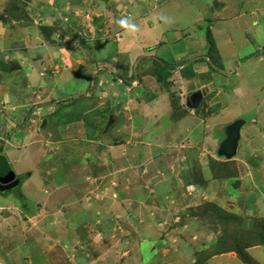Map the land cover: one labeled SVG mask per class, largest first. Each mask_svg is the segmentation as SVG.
<instances>
[{"label": "rangeland", "instance_id": "1", "mask_svg": "<svg viewBox=\"0 0 264 264\" xmlns=\"http://www.w3.org/2000/svg\"><path fill=\"white\" fill-rule=\"evenodd\" d=\"M194 1L0 0V86L8 85L10 102L8 106L0 104V155H9L8 164L11 163L12 168L23 174L24 179L15 195L19 194V198L25 191L30 201L49 197L52 187L46 181L55 180L56 173L62 175V170L67 168L71 175L76 174L77 186L88 191L84 201L87 203L88 199L94 198L93 202L98 201L96 209L99 205H102V209L105 206L102 211L92 212L89 209V215L84 208L77 209L78 220L74 227L70 226L68 236V233L58 234L56 230L53 234L46 221L42 222V226L25 222L21 213L11 208V205L21 201V197L16 202L1 199L0 206L4 213L0 214V259L6 264H264V247H261L264 246V197L257 200L248 186L249 177H254L249 173L259 171L260 164L252 163L251 159H245V163L240 164L238 160L244 156L242 150L245 149L240 148L238 143L231 159L220 156L218 151L217 158L220 160L207 156L208 166L192 158L191 153H197L196 149L191 153L189 149L184 150L179 157L175 147L166 145L171 135H179L173 134L174 129L177 131L179 128L174 127V120L165 113V108L171 105L170 111L174 108L172 113L180 112L186 117L191 110L186 106L190 91L188 87L198 82H211L213 88L206 89L207 95L215 89L217 92L222 88L226 90L223 95L218 92L212 98L203 96L200 109L206 105L208 114L213 110L216 114L219 112L216 117L222 118L221 121L227 116L235 119L242 114L246 120H252L250 128L241 132L242 141L248 131L257 145L264 144L262 135L255 137V128L260 125L253 123L256 118L264 122V59H260L264 58V22L259 28H236L238 32L219 36V54L224 62L217 65L220 61L212 62L208 56L210 43L203 40L200 44L204 24L196 18L203 3ZM241 6V3L235 5L233 12H240ZM257 8L264 9V0H253L242 11L253 12ZM257 11V18H260L261 10ZM113 15L115 18L117 16V23ZM123 18H129L136 25V30L130 32L121 28L118 21ZM243 18L242 25L251 23L250 18ZM101 21H106L109 26ZM161 23L166 26L150 33L155 25ZM195 24L203 29H198ZM26 27L29 29H23ZM36 27L42 32L36 31ZM22 30L25 33H21ZM104 33L109 37H103ZM38 34L44 44L53 47L69 46L75 41L71 38L74 34L79 42L81 39L82 46L73 53L77 57L81 54L86 59L83 66L77 67L78 75L68 71L69 67L65 68L67 81L60 82L57 92L64 94L65 89L71 87L75 94L55 98L60 105L54 117L47 112L53 108L44 109V113L39 114L37 108L42 104L33 106L38 100L33 91L39 92L42 87H38L41 77L39 70L29 68L26 62L31 55L30 46L36 41L28 44L29 51L21 48L22 44H26L31 37L35 39ZM98 41L106 47L95 48ZM186 50L189 51L184 54ZM237 51L239 57L253 58V64H245L236 71V57L231 56ZM194 54H198L211 71L206 75L200 72L197 78H193V83H182L181 79L176 78L172 83L177 87L170 85L169 88H172L169 90L166 89L167 82H159L157 75H153L161 62L164 66L177 62V58L181 57L190 66L198 60L197 56H192ZM99 57L103 59L102 64L108 66L110 76L106 78V70L97 71ZM60 60L54 62H59L61 68L58 71L62 75L64 60ZM176 62L169 65L177 66ZM32 64L38 68L37 61ZM159 70L164 71V68ZM203 70H207V67ZM235 71L237 74H234ZM112 78H115L116 84L107 81L109 83L103 84L101 89L97 88L100 80L104 82ZM42 80L54 84L57 78L46 74ZM118 80H121V84H118ZM95 82L97 86L92 88ZM129 87H132V91L127 90ZM87 88L88 91L93 89L96 94L94 100L95 95L88 101L90 103L86 102ZM172 89L175 91L172 92ZM120 91L124 94H120ZM103 92L107 95H102ZM165 92L169 93L170 102L164 97L157 98ZM241 92L244 99L240 96ZM118 95L122 97L116 100ZM138 101L148 104L144 107L149 110L151 118L147 131L142 119H139L143 113ZM238 101L243 105H239ZM92 104L93 113H98L92 115L93 119L91 114L86 115ZM125 107L133 111L135 120L130 119V112H124ZM108 108L111 110L109 113ZM115 113L118 120L107 135L99 136L98 131L93 130L94 126L87 123L103 124L107 114L111 116ZM66 118L73 121L66 124ZM176 118H179V113ZM33 119H36L37 125L30 124ZM81 120L85 121L86 131L79 124ZM45 122L47 124L43 126ZM110 123L111 120L104 126ZM132 126L139 132L130 133ZM7 136L14 140V149H5L2 141ZM44 137L50 139L46 144L48 149L52 148V153L45 151ZM51 138L56 141L57 146L53 143L57 147L55 149L51 145ZM118 139L125 146L114 147ZM162 141L164 144L160 146L163 152L157 150L155 158L146 159L147 156L142 155L146 151L142 149L139 151L141 155H138L136 146L139 142L159 144ZM178 142L172 143L182 148L184 145ZM73 146L85 148L84 155L67 161L64 153L72 151ZM58 147L62 148L59 153ZM83 152L80 151V155ZM183 156L190 158L188 166L181 162ZM225 162L230 164V168L227 167L225 175H221L218 171L222 169L218 170L217 163ZM86 164L88 166L85 167ZM137 169H144L148 178H139L142 180L132 181L137 184H131L129 178L137 174ZM128 175L131 176L128 178ZM229 181L232 185L230 190L227 189ZM213 183L217 185L215 188H212ZM62 193L49 201L56 211L64 199ZM117 199L122 204L119 208L127 212L124 218L120 217L121 214L117 218ZM80 204L79 207L84 205L83 202ZM52 207L49 206V209L52 210ZM65 209L61 207L62 213ZM134 215L137 216L135 219L132 217ZM111 217L116 218L114 227L103 229L105 225L102 223L107 221L104 219ZM148 217L152 221H147ZM139 221L141 224L136 228L134 223ZM140 229L145 231L143 237ZM138 234L141 239H138Z\"/></svg>", "mask_w": 264, "mask_h": 264}, {"label": "crops", "instance_id": "2", "mask_svg": "<svg viewBox=\"0 0 264 264\" xmlns=\"http://www.w3.org/2000/svg\"><path fill=\"white\" fill-rule=\"evenodd\" d=\"M194 2L203 3L201 8H200L201 11H199V15L196 14L198 16L196 18V20H200L199 22H202L204 24V30H203V33H202V36L200 39V42H201L200 44H202L203 40L208 42L207 41V32L208 31L211 32V35H212V38H213V41H214L215 47H216V49H215L216 51L214 53L215 62L220 61L217 63V65H223V62H224L222 60V57L219 54V52H221L220 45L218 42L219 36H228V35H231L232 32H238L236 30V28H244V27H246L247 29L259 28L264 22V9L257 8L255 10H253V12H243L242 11L243 7H245L247 4H252L253 0H195ZM240 3L242 4L240 12L234 13L233 12L234 6L238 5ZM257 10H261V17L260 18H257V13H258ZM157 11H158V9H157ZM153 16H154V14H153ZM113 17H114L113 19H114L115 23H117V19H116L117 16L115 18V15H113ZM243 17L250 18L251 23L249 22L246 25H242L241 20L242 19L244 20ZM106 21H108V20H106ZM106 21H101V22L104 23L108 27L109 25ZM8 26H10V25H8ZM101 26L102 25H100V27ZM165 26H166V24H162V23L159 24V26L155 25L154 28L150 31V33L157 32L158 30H160L161 27H165ZM195 26H197L198 29H200V30L203 29L198 24H195ZM36 28H37L36 31H38L40 33L42 32V31H39L38 27H36ZM16 29H18V27ZM23 29L27 30V29H29V27H26ZM25 30L24 31L22 30L21 33H25ZM29 31L36 32V31L31 30V29ZM15 32H17V30H15ZM101 32H104V31L101 30ZM101 32H99V33H101ZM106 36L109 37L108 34L106 35V33H104L103 37H106ZM71 38H72V40H75V41L72 42L71 44H69V46H65V45L63 46L62 45V47L61 46L53 47V46L44 44L43 39H41L40 35L38 34V36L35 39H34V37H31L27 41L26 44H22L21 48L23 49V51H26V50L29 51V48L31 47L30 48L31 55L28 56L29 61L27 60V62H26V64L29 66V68L39 70L38 73L42 79L46 76V74L57 78V80L55 81L56 83H54V84H52V83L48 84V82L46 83L45 81H43L40 78V82L38 83V87L39 86H42V87L39 88V92L33 91V94L34 95L36 94V96H37L36 98L38 99L37 102L35 104H33V106H36L38 104H42V106L37 108V111L39 114H43L44 109L50 110L51 108H53L52 111H47V112H48V115L50 117H54L58 113L57 107L60 105L55 98L61 97V95L63 96L64 94H66V96L75 94L73 91H71V87H67L64 91V94L60 93V91L57 92V89H58L60 82L62 80H66L65 79V74H66L65 68L69 67L68 71H71L72 74H74V75H78L77 67L83 66L85 64V61H86V59L83 58V56H81V54H79V56L77 57L73 53V51H75L76 48H79L80 46H82L81 39H79L80 40V42H79L76 38H74V34H73V36H71ZM32 40H35L36 43L34 45H31V46L28 45L30 42H32ZM37 47H41V48H43V50H40ZM94 47L95 48H101V47H104V45H102L100 43V41H98ZM72 48H74V49H72ZM190 48H195V47L191 46ZM209 49H210V46H209ZM209 49H208V52H209ZM189 50H186L183 53L187 54ZM238 55L239 54L237 51V52H234L231 56L232 58L236 57L235 58V60H236V66H235L236 71H238L245 64H253V60H254L253 58H251L249 56L239 57ZM192 56H197L198 60H196L195 63L190 64V66H189V64H186V61L184 60L185 58L181 57V58H177V62L175 61L176 65H177L176 69L173 68L172 70H169V72H168V70L166 71V73L168 74L167 81H164V82H167L166 89L170 90L172 87H177V84L172 83L173 79L178 78V80H180V79L182 80V83H183V81H186V83L191 84V83H193L192 82L193 78L195 79V77L197 75H199L200 72H204L205 75L210 73V71H211L210 68L203 62V60H200V56H198V54H194ZM82 58L85 60L81 61V60H83ZM60 59L64 60V64H63L64 70L62 72V75H60V72L58 71L61 68L59 62H54V61H59ZM105 59L109 60L108 58H105ZM260 59H264V58H260ZM260 59H257V60L260 61ZM61 60H60V62H61ZM159 60L164 61L163 59H159ZM33 61L38 62V68L33 67V64H32ZM97 61H99V64H98L99 68L97 71L104 72L106 70L105 78L107 76H110L108 71H107L108 66H106V64H104V65L102 64L103 59L101 60L99 57V60H97ZM24 63L25 62H23V64ZM174 63L169 62V64H174ZM162 64H163V62H161V65ZM205 67H207V70H203V68H205ZM186 69H187V71L192 69L191 71H193V72L190 71L187 73ZM88 70H90V69H88ZM184 70L187 73L186 75L182 73ZM92 71H93V69H92ZM236 71L234 72V74H237ZM230 73L233 74V71H230ZM188 75H190V76H188ZM107 81H112L113 82L112 85L116 84L115 78L114 79L112 78L110 80L105 79L104 82L100 80L98 83V86L96 85V82H95L94 86H91V87L93 88V87L97 86L98 89H101L103 84L109 83ZM197 81H198V79H197ZM118 82H119L118 84H121L120 83L121 80H118ZM133 84H135V82ZM170 85H172L171 88H169ZM210 85H211V82H209L208 84H205L204 82H198L196 85L188 87V89L190 91H189V98L186 99V106L190 107L191 110H189L190 114L186 110V112H187L186 117L180 112H176V113L173 112L172 113L174 108L172 111H170L172 109L171 105H170V108L169 107L165 108V110H164L165 113L168 116H172V119L174 120L173 121L174 127L178 126V128H179V130L175 131V129H174V131H173V134L179 133V135H177V134H176V136L171 135L170 141L166 145L169 146V148L175 147L176 148L175 151H177V154L179 157L181 156V154L182 155L184 154L183 153L184 150L189 149L190 150L189 152L191 153V150L196 149L197 153H191L192 158L195 159L196 161H198L200 164H207V166H208V164H209L208 157L209 156H210L209 158L212 157L216 160H220L217 158V156H218L217 151L219 149L218 147H219L220 143L226 138V127L228 125L238 121V120H242L244 122V124L242 125V127L240 129V139H239L240 141L238 142V146L240 148H244L245 150H242L244 156L241 157L242 159L239 158L238 161L240 162V164H244L245 159H249V160L251 159L252 163H259L260 164L261 169L259 171H257L256 173L254 171H252L253 174L249 173V175H254V177L252 176L253 179L250 177L248 179V181H249L248 186H250L251 190H252L251 193L253 194V196L257 200L260 201L261 197H264V144L257 145L256 140L255 141L252 140V138L248 135V131H247V133H245L244 140L242 141V134H241L242 130L245 128H250L249 123H252V120H246L244 117H242L243 116L242 114L239 115L238 117H236L235 119L233 118L235 121L233 119H231V117H229V116H227L226 118L223 117L224 121H221L222 118L219 119L218 117H216L217 115H219V112L216 114V113H214V110H213V113L208 114L206 112V108L200 109L201 108L200 104L198 107H194L192 105L191 99L195 93H198V92L202 93L204 95V98H210V97L212 98V96L215 97L218 94V92H221L222 95L226 92L225 88H222V90H220L218 92L215 89V91L213 90L214 92L213 91L209 92L210 94L207 95L206 89L210 88L211 87ZM1 87H3V88H1ZM120 88L122 90L124 89L122 87H120ZM211 88H213V87H211ZM21 89H23V88H21ZM8 90L9 89H8L7 84H2V86H0V104L1 105L8 106L10 104L9 97H8V95H9ZM88 90H89V88H87V90L85 92V94L87 96L86 102L90 103L88 101H91L92 96L95 95L93 98V100H94L96 97V94L93 93V92H95V91H92L93 89L91 91H88ZM127 90L132 91V87L127 88ZM171 91L174 92L175 90L172 89ZM234 91H235V89L233 90V92ZM236 92H238V90ZM119 93L124 94L123 91L122 92L120 91ZM213 93H215V94L213 95ZM103 94H105V93L103 92L102 95ZM162 94H160L157 98L164 97V98L168 99L170 102V96H168L169 93L165 92L163 95ZM105 95H107V94H105ZM126 95L127 94H125V96ZM119 96L120 95H118L116 97L117 98L116 100H118L122 97V96L121 97H119ZM240 96L242 99H244V93L241 92ZM157 98H155V99H157ZM248 98L251 99L250 96ZM133 102H132V104H133ZM143 102H145V101H142V103H140V101H138V105H140V104L142 105L141 110L143 113V115H139L140 116L139 119H142L141 121H143V126L146 127L145 131H147L149 128L151 118L149 117V114H150L149 110L147 108H144V107H147L148 104H145ZM130 104H131V102H130ZM239 105H243V104H240V102H239ZM92 109H93V104L90 106V109H88L87 114H86L87 116L90 114H91V116L98 114L95 112L93 113ZM126 110H127V108L125 107L124 112H126V113L130 112V111H128V110L126 111ZM64 113L66 114L67 111H65ZM130 113H131L130 115H132V117L130 116V119L135 120L134 119L135 116H133V114H132L133 111H131ZM178 113H179V118H176V115H178ZM107 116L109 117L110 115L107 114ZM93 118H94V116H92V119ZM254 118H256L255 115H254ZM95 119H97V118L95 117ZM110 120H111L110 127L104 126ZM117 120H118V114L115 113L109 117V120H108V118L107 119L105 118V120H104L105 122L103 124L101 122H100V124L95 123V122H94V124H91L90 123L91 121H89L87 123H89V126L93 125L94 126L93 130L98 131V134L100 136L101 134L102 135L109 134L111 126H113L117 122ZM66 121H67L66 124H70V122H72L73 120H69L68 118H66ZM76 122H78V121H76ZM253 123L259 124L261 127V128L260 127L255 128L254 126H252L253 128H255V133H256L255 137H257V135H262L261 138H262V140H264V122H262L261 120H258V118H256L253 120ZM30 124L37 125L38 123H37L36 119H33ZM79 124H81L82 129H84L86 131L85 121L83 122L81 120L79 122ZM67 126L68 125H66V127ZM134 126H132V129L129 130V132L132 134L139 132L137 129H135ZM39 134H40V132H39ZM43 135H45V133ZM43 135H41V136H43ZM48 135L54 137V134L52 135L51 133H49ZM44 139H46L43 142V143H45L44 149H45V151L48 150V152H50L52 148L50 147L48 149V145L46 144V142H48V140H50V139L45 138V137H44ZM185 139H187V140H185ZM4 140L5 141H2V140L1 141L4 143L5 149L7 147H8V149H10L11 147H13V149L15 148L14 147L15 142H14V140L12 141L9 136L5 137ZM118 140L119 141L116 142L117 144H113L114 147L118 146V145H119V147L125 146V144L123 143V141L121 139H118ZM51 141H52L51 145H53L52 147H54V149L57 148V147H55V146H57L56 141H53L52 138H51ZM173 141L174 142L179 141L178 142L179 145H184V146H182V148H179L177 143L176 144L172 143ZM53 143L55 144V146ZM85 143H87V142H85ZM155 143L156 144H151V143L148 144L145 142H139V144L136 146L138 155H141L139 151H140V149H142V150L146 151L147 155L142 154V155L147 156V158L145 157L146 159H148L149 157L155 158L154 153L157 152V150L162 151L163 148L160 146V144L161 143L164 144V142L162 141L159 144L157 142H155ZM87 144H90V142H88ZM127 145L128 144H126V146ZM16 147H18V146H16ZM84 149L85 148H82V147L74 148V146H73L72 151L69 150V151H66L64 153L65 154L64 159L66 160V158H67V161H70V159L72 160L76 157H82L84 155V152H83ZM248 149H251V150L248 151ZM59 151L61 152L62 148L58 147V153H59ZM80 151L83 152L81 155H80ZM50 153H52V152H50ZM8 157H9V155L8 156H1L0 155V173H3V172H5L6 169H9L12 172H14L17 177H23V174L21 172H19V171L17 172V170H15L14 167L13 168L11 167V165H12L11 163L8 164V162H7ZM91 157H92V155H91ZM136 158H137V156H135V159ZM189 160H190V158L188 156H183L181 158V162L183 161V163L186 164L187 166H188ZM253 161H255V162H253ZM80 162H82V161H80ZM86 166H88V164H86L85 167ZM2 167H4V169ZM75 169L76 168H74V170ZM140 170H142V171H139L138 169L135 170L137 172V174L133 175V177H130L131 175H128V178L130 177L129 180L131 181V184H137V183L132 182V181H135V180L139 181V180L148 178L145 176L146 171L144 169H140ZM62 172H63L62 175H59L58 173H56L58 176L56 175L55 180L48 179L46 181V184L49 185L50 187H52V192L49 194L50 195L49 197H45V198L39 197L37 199L30 201V198L27 196V194L24 191V193L22 192V194L20 195L21 201L18 204L11 205V208H12V210H15L16 212L19 211L21 213V217H23V220L25 222H27L28 224H32V225L38 224V225L42 226V222L46 221L47 226L50 229H52L53 234L55 233V230H56L58 234L59 233L60 234L68 233V236H69L70 226L73 225V227H74L76 225V221L78 220L77 219L78 218L77 209L84 208L85 213H87V215H89V209L92 212H94L95 210L96 211H100V210L102 211L105 209V206L103 205V209H102V205H99L98 209H96V204L98 201L93 202L94 198L88 199L89 201L86 203V201H84V200L87 198L86 194L88 191L87 192L85 191L86 188H81V187L77 186V183L75 182L76 177H74V175H76V174L74 173V174H72L73 175L72 176L71 173L68 172L67 168L63 169ZM143 174H144V176L140 177ZM137 175L139 177H137ZM148 175H150V174H148ZM1 176H3V175H1ZM139 178H142V179H139ZM253 180H254V182H253ZM67 182H69L70 184H66ZM145 185H146V183H145ZM215 186H217V185H215L213 183L212 188H215ZM231 187H232V185L229 181V186L227 189L230 190ZM61 192H63L62 195L64 196V199L61 200L60 204H59L60 199L58 200L57 204H59V206H58L59 209L56 211L55 209H53L52 204H49V201H51V197H53V196H60ZM15 193L16 192L6 193V194L0 193V201H1V199H4V198H6V200L10 199V200H13L15 202L18 199L20 200V197L18 198L19 194L15 195ZM81 193L83 194L82 195L83 198L78 197V195ZM139 198L141 199V197H139ZM39 201H40V203H39ZM80 202L81 203L83 202V204H84L82 207H79V205H81ZM116 203H117V207L119 208V205L121 204L120 200L117 199ZM49 206L52 207V210L49 209ZM61 207L66 208L63 213H62ZM48 212H51V213H48ZM137 212L139 213L138 209H137ZM3 213H4V209H3V207L0 206V214H3ZM125 213H127L125 210H123L122 208H119V211H117V218H118L119 214H121V216H120L121 218H124ZM132 217H133V219H135L137 216L134 215ZM109 219H112V220H109ZM115 219H116L115 217L104 219V220H107L108 222L105 221V222H107V223H105L103 221L104 223H102V225L103 226L105 225L103 227V229L106 228V230H108L109 227H111V226L114 227L113 224H114ZM133 219H132V222H133ZM89 221H90V223H93V221H91V220H89ZM147 221L150 222V221H152V219L150 217H148ZM117 223H118V221H117ZM66 224H70V225L67 226ZM139 224H141L140 221L136 224L134 223L136 228L138 227ZM142 230L143 229H140L141 232L139 231V233L143 237V233L145 231H142ZM47 234H49V232H47ZM118 235H119V232H118ZM68 236H67V238H68ZM139 238L141 239V237L138 234V239ZM114 241H116V240L114 239ZM116 242H119V241H116ZM261 247L263 248L264 246H261ZM40 261L43 262V259L41 258Z\"/></svg>", "mask_w": 264, "mask_h": 264}, {"label": "water", "instance_id": "3", "mask_svg": "<svg viewBox=\"0 0 264 264\" xmlns=\"http://www.w3.org/2000/svg\"><path fill=\"white\" fill-rule=\"evenodd\" d=\"M202 93H195L191 99L192 105L198 107L203 98ZM47 122L44 123L45 126ZM244 122L238 120L226 127V138L220 143V148L218 153L220 156L231 159L236 153V146L240 139V129ZM111 123L108 125L110 127ZM9 172L0 173V193H12V190L18 188L21 184V180L16 177L15 173L9 169H6ZM7 173V174H5ZM3 174V177L1 176ZM7 175L11 176L10 179H6Z\"/></svg>", "mask_w": 264, "mask_h": 264}, {"label": "trees", "instance_id": "4", "mask_svg": "<svg viewBox=\"0 0 264 264\" xmlns=\"http://www.w3.org/2000/svg\"><path fill=\"white\" fill-rule=\"evenodd\" d=\"M3 19V18H2ZM1 20V19H0ZM207 41L210 43V49H209V53H208V56H209V59L212 61V62H215V57H214V53H215V49H216V47H215V43H214V41H213V38H212V35H211V32H207ZM169 66V67H168ZM177 66H171V65H169V64H165L164 66H163V64L161 65V63L160 64H158V68L156 69V71H154L153 72V75L155 74V75H157V78H158V81L160 82H163V81H167V79H168V74L167 73H163L164 71H165V69L166 70H168V72H169V70H172L173 68L175 69ZM159 68H164V71H160L159 70ZM192 70V69H191ZM191 70H188L187 71V69H186V71H187V73L188 72H190ZM186 71L184 70L182 73L183 74H187L186 73ZM191 72H193V71H191ZM188 76H190V75H188ZM215 93H213V95H214ZM207 106L206 105H204V107H202V109H205ZM111 111L109 108H108V110H107V113H109V112ZM107 118L109 119V117L107 116ZM217 167H218V170L219 169H222V171L221 172H219L218 171V173H220L221 175H225V170H226V168L228 167V169L230 168V164L229 163H217ZM250 239V238H249ZM247 241V240H246ZM245 242V241H244ZM264 244V243H263ZM262 245V244H261Z\"/></svg>", "mask_w": 264, "mask_h": 264}, {"label": "clouds", "instance_id": "5", "mask_svg": "<svg viewBox=\"0 0 264 264\" xmlns=\"http://www.w3.org/2000/svg\"><path fill=\"white\" fill-rule=\"evenodd\" d=\"M118 24L121 28L126 29L130 32L136 30V25L134 23H132V21L129 18H123V19L119 20Z\"/></svg>", "mask_w": 264, "mask_h": 264}, {"label": "flooded vegetation", "instance_id": "6", "mask_svg": "<svg viewBox=\"0 0 264 264\" xmlns=\"http://www.w3.org/2000/svg\"><path fill=\"white\" fill-rule=\"evenodd\" d=\"M5 172H9V171H7V170H5ZM5 174H7V173H5ZM3 175V174H2ZM3 177V176H2ZM17 177V176H16ZM11 178V176H9V175H7V177H6V179H10ZM17 178H19L20 180H21V183H22V181H23V177H17ZM17 189L18 188H15V189H13L12 190V192H15V191H17Z\"/></svg>", "mask_w": 264, "mask_h": 264}, {"label": "built area", "instance_id": "7", "mask_svg": "<svg viewBox=\"0 0 264 264\" xmlns=\"http://www.w3.org/2000/svg\"><path fill=\"white\" fill-rule=\"evenodd\" d=\"M0 264H6L2 259H0Z\"/></svg>", "mask_w": 264, "mask_h": 264}]
</instances>
